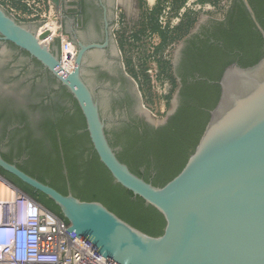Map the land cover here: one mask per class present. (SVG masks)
Segmentation results:
<instances>
[{"label":"water","instance_id":"1","mask_svg":"<svg viewBox=\"0 0 264 264\" xmlns=\"http://www.w3.org/2000/svg\"><path fill=\"white\" fill-rule=\"evenodd\" d=\"M242 1L264 49V30L248 1ZM50 35L23 27L0 7L1 39L26 52L68 90L100 163L116 184L162 215L163 235L144 234L101 203L63 195L1 156L0 168L51 200L71 239L76 236L112 264H264V53L254 65L233 63L223 70L217 103L194 152L175 178L155 187L119 161L108 142L97 101L82 79L87 48L80 45L68 72L43 43Z\"/></svg>","mask_w":264,"mask_h":264},{"label":"trees","instance_id":"2","mask_svg":"<svg viewBox=\"0 0 264 264\" xmlns=\"http://www.w3.org/2000/svg\"><path fill=\"white\" fill-rule=\"evenodd\" d=\"M248 2L264 30V0H248ZM155 8L154 6L148 13L149 16H144L143 30L146 26L152 32H159L153 16ZM236 13H238L237 16ZM149 22L154 24L150 25ZM213 24L216 32L213 35L210 52L202 57L200 79L188 82V75L178 74L181 103L175 114L168 119L167 124L159 127V130L164 129L165 133L152 139L130 132L120 135L115 133L121 147L116 154L119 161L134 174L139 168H143L144 176L140 178L155 187H164L175 178L194 152L208 121L209 111L217 103L219 97L217 82L223 70L233 63L241 67H249L263 56L262 37L241 0H232L227 10L226 20L215 21ZM180 25L170 36L159 32L162 44L169 39H176L175 32ZM190 25L192 26V23ZM196 38L198 33L188 34L183 40L187 44L192 43ZM36 63L39 65L38 62ZM52 81L56 82V79L52 78ZM58 84L60 85L58 92L61 97L69 100L72 110L58 112L56 118L48 119L43 123L42 134L48 144L39 141L31 145L30 152L24 160L31 169L24 168L21 163L16 166L63 195H67L69 191L72 196L81 201L101 203L121 220L148 236L154 238L162 236L165 227L162 215L145 204L141 198L114 182L92 148L83 115L76 101L65 87ZM109 140L110 146L115 148L110 137ZM2 158L11 163L5 155ZM152 168L156 173L150 179L149 170ZM0 176L65 221L59 208L45 195L1 168ZM44 176L49 179H45Z\"/></svg>","mask_w":264,"mask_h":264},{"label":"built area","instance_id":"3","mask_svg":"<svg viewBox=\"0 0 264 264\" xmlns=\"http://www.w3.org/2000/svg\"><path fill=\"white\" fill-rule=\"evenodd\" d=\"M193 1L197 0H190L185 7H189ZM15 2L20 3L23 12L13 6ZM171 2L162 0L161 9L154 17L159 32L168 36L180 25L186 13L185 7L174 11ZM154 6L149 7L148 12ZM0 7L20 23L27 14L43 19L45 7L52 9L53 5L50 0H0ZM199 9L206 12V17L217 19L228 6L218 14L211 7L193 10L197 12ZM135 13L137 11L131 16L123 14L116 22L114 33L120 40L122 67L134 87L140 110L153 123L159 124L174 109L179 81L174 75L173 64L181 41L169 39L162 44L159 32L142 29L144 17L135 18L136 22L130 23V17L137 16ZM201 18L202 15L198 21ZM59 38L62 47L60 65L70 72L65 62L73 60L75 53L65 37L59 35ZM0 181L13 193L10 201L0 200V264H112L76 236L71 239L66 232L68 224L61 218L1 176Z\"/></svg>","mask_w":264,"mask_h":264},{"label":"flooded vegetation","instance_id":"4","mask_svg":"<svg viewBox=\"0 0 264 264\" xmlns=\"http://www.w3.org/2000/svg\"><path fill=\"white\" fill-rule=\"evenodd\" d=\"M136 1L137 0H59L58 7L53 6L56 20L59 24V34L65 35L64 37L73 48L75 55L80 45L87 48L82 59V79L89 87L94 100L97 101L99 115L101 120L105 123V133L110 145L109 131L100 107L103 95H107L108 99L111 100L117 108L119 118L113 123L116 134L120 135L121 133L130 132L144 138L152 139L165 133V130H159V127H163L167 124L168 119L175 114L181 103V96L179 95L181 85L178 74L180 73L184 76L188 75V82H194L200 79V75L202 74L200 71L202 70V57L210 52L213 43V35L216 32V27L213 22L225 21L228 10L227 9L225 13L217 19L209 17L201 18L189 34L198 33V38L194 39L192 43L186 44L184 40L181 42L173 64L174 75L179 81V89L174 96V109L163 122L156 124L140 110L139 100L134 91V87L122 67L120 40L114 33V23L120 19L122 14L128 13V9L136 5ZM242 4L248 13L243 1ZM235 15L237 16L238 13ZM53 27H55V25ZM43 28L46 27L44 26ZM10 49H14L18 51V53L28 56L29 61L37 65L35 59L31 58L26 52L15 47L13 44L3 41L0 36V77L6 76V72L13 67L12 61L10 60ZM54 53L56 52L53 51V54ZM37 66L39 67L38 78L46 77L51 80L54 78L40 63ZM6 77L14 79L15 74H7ZM55 83L57 88L53 89L54 93L60 89L57 80ZM8 93H10L9 88H0V105L3 104V100L6 99L5 97L8 96ZM4 144V141H0L1 157L4 155L2 151ZM112 148L115 154H117L119 149L116 147ZM11 163L17 165L20 161L11 160ZM149 172L151 179L156 171L152 168ZM143 174L144 169L139 168L135 175L142 177L144 176ZM68 194L71 193L68 191Z\"/></svg>","mask_w":264,"mask_h":264},{"label":"rangeland","instance_id":"5","mask_svg":"<svg viewBox=\"0 0 264 264\" xmlns=\"http://www.w3.org/2000/svg\"><path fill=\"white\" fill-rule=\"evenodd\" d=\"M165 1V0H164ZM172 8L179 11L185 7V4L190 0H171ZM232 0H197L193 1L189 7L186 8L184 19L179 29L175 32V40H183L193 26L197 24L198 18H206V12L193 9L200 7L206 9L211 7L215 14L222 12V10L229 6ZM17 3V4H15ZM13 6L17 9L24 10L15 2ZM162 0H158L155 4L153 16L155 17L158 9H161ZM150 6L147 0H137L136 5L128 9V16L136 12L135 17H130V23H134L135 18L149 16L148 8ZM192 9V10H191ZM124 16L123 14L121 17ZM152 16V15H151ZM54 8L45 7V17L43 19L34 18L28 14L25 18L20 20V25L31 29L34 32H39L44 26L54 21L55 27L58 29ZM146 21V20H145ZM184 23V24H183ZM192 23V26L190 25ZM143 24V23H142ZM150 25L154 23L149 22ZM116 22L114 23L115 28ZM145 25L148 26V24ZM55 28V30H56ZM147 27L145 26V30ZM49 41L44 44L50 51H55L56 57L60 59L62 54L61 41L59 38V31H54ZM63 37L65 35H62ZM182 42V41H181ZM10 60L12 61L11 70L7 74H15V78L0 77V88H9L10 93L3 100L0 105V141H4L2 151L4 155L10 160H18L24 168L30 170L31 168L24 162L25 157L30 152L32 144L42 141L48 144L43 136L42 125L46 120H53L58 115V112H70L72 105L66 98L61 97L60 92H53L57 88L56 83L50 78H38V66L29 61L28 56L18 53L14 49H10ZM100 107L104 120L107 124L109 137L117 149H121L117 136L114 131V122L119 118L118 111L115 104L108 99L107 95H103ZM45 179H49L44 176Z\"/></svg>","mask_w":264,"mask_h":264},{"label":"bare ground","instance_id":"6","mask_svg":"<svg viewBox=\"0 0 264 264\" xmlns=\"http://www.w3.org/2000/svg\"><path fill=\"white\" fill-rule=\"evenodd\" d=\"M53 22H50L48 25H46L45 26L46 28H43V30H49L50 32L53 33L54 28H55V27H53L54 24H55ZM50 37H51V35L49 37H47L46 39H44L43 43L49 41ZM65 65H66V67H68L69 69L72 70L73 65H74L73 60H69L68 59L65 62ZM12 197H13V193L11 191V188L7 187L2 181H0V200H3V201L4 200H8V201H10L12 199Z\"/></svg>","mask_w":264,"mask_h":264},{"label":"crops","instance_id":"7","mask_svg":"<svg viewBox=\"0 0 264 264\" xmlns=\"http://www.w3.org/2000/svg\"><path fill=\"white\" fill-rule=\"evenodd\" d=\"M158 0H147V3L150 7L154 6Z\"/></svg>","mask_w":264,"mask_h":264}]
</instances>
